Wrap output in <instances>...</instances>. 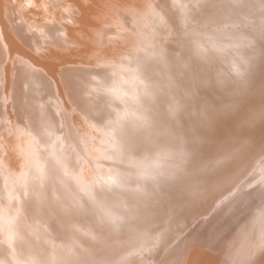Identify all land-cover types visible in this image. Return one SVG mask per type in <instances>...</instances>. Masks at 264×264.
<instances>
[{"label": "bare ground", "instance_id": "obj_1", "mask_svg": "<svg viewBox=\"0 0 264 264\" xmlns=\"http://www.w3.org/2000/svg\"><path fill=\"white\" fill-rule=\"evenodd\" d=\"M241 1L0 0V264H264V20H208Z\"/></svg>", "mask_w": 264, "mask_h": 264}, {"label": "rangeland", "instance_id": "obj_2", "mask_svg": "<svg viewBox=\"0 0 264 264\" xmlns=\"http://www.w3.org/2000/svg\"><path fill=\"white\" fill-rule=\"evenodd\" d=\"M261 1H263V0H259L258 2L260 3ZM236 6H237V9H238V11L237 12H235V13H230L229 12V14L226 16H224V17H218L217 15H215V13L213 14L214 15V17L212 18V19H208V20H215V21H212L213 23H214V25L215 26H220L221 25V22H222V20H240V21H242L243 23H245L246 22V20H264V9H261L260 7H259V9L258 10H251L250 9V7L249 8H247L246 7V5L244 4V3H242V1L241 2H239V3H236ZM239 7V8H238ZM170 8H171V10H172V12H174L175 14L176 13H180V11H178L177 9H175V8H173L171 5H170ZM206 10V7H205V9H203V11H205ZM48 12V11H47ZM46 12V14H48ZM195 13L197 14L198 12H197V9H196V11L195 12H193L192 14L193 15H195ZM199 15V14H198ZM47 16V15H46ZM48 17V16H47ZM70 17L72 18L73 16L72 15H70ZM263 17V18H262ZM73 19L74 20H78L76 17H73ZM171 20H175L176 21V30H177V32H178V34H179V38H180V41L178 40V36H174L173 37V35L172 36H166V37H164V36H162L161 34H156V36L157 37H163L164 39H166V41L164 42V44L167 46V47H171V48H173V50H180L181 52H182V49L183 48H185L184 47V45H183V42H182V39L184 38V36L186 35V31H185V27L187 26L186 24H185V20H184V18H183V16H182V13H180V15L178 16V17H171ZM197 20H200L201 22H203V18L202 17H197ZM206 24V23H205ZM205 24H202L201 23V25H205ZM201 25H199V27L200 28H202L203 26H201ZM213 25V24H212ZM155 27L157 28V29H161V30H163V31H165V32H167L163 27H161L160 25H155ZM172 38H174V39H172ZM191 38L193 39V37L191 36ZM175 39H177V40H175ZM262 42L264 43V39H262ZM18 43V42H17ZM16 43V44H17ZM187 44V43H186ZM21 49H23V50H25L27 53H30V54H34V55H36V56H39L38 55V52H37V50H33L32 48H29L27 45H22V44H20V43H18L17 44ZM208 45V44H207ZM191 46H192V49H193V54H194V56H193V60L195 59L196 61H197V59H196V55H195V48H198V46H195V43L194 42H192L191 43ZM209 46V45H208ZM210 47V46H209ZM178 51H177V53H178ZM36 52V53H35ZM184 54V53H183ZM177 56V55H176ZM41 61H43V62H47V60H45L44 58H41L40 59ZM187 61V60H186ZM254 70H253V72H252V79L250 80V83L248 84V88L246 89V97H245V99L246 100H248V99H252V97L254 98V96L256 97L257 96V94L259 95L260 94V92L261 91H264V54H262V56L259 58V62H258V64H256V66H254ZM257 80V81H256ZM261 82H263V83H261ZM257 83H258V85H257ZM214 84V88L215 87H219V81H216V80H214L213 81V83H212V85ZM212 86H206V87H199V89H200V92H201V94H204V95H201V97L203 98H201L200 97V99L198 100V102L201 100L202 102H203V100L205 99L206 100V98H207V100H209V102H212V101H214L212 98H211V96H212V94L214 93V91H215V89L213 88ZM217 87V88H218ZM255 87V88H254ZM259 87V88H258ZM258 88V89H257ZM253 90H254V92H253ZM259 91V92H258ZM250 93V94H249ZM254 93V94H253ZM73 94V93H72ZM206 95V96H205ZM211 95V96H210ZM203 96H205V97H203ZM252 96V97H251ZM226 97V96H225ZM225 97L223 98V99H225ZM250 97V98H249ZM219 98V97H218ZM248 98V99H247ZM211 100V101H210ZM225 100H227V97H226V99ZM216 101H217V99H216ZM221 102H222V100H220ZM219 102V101H218ZM226 102V101H225ZM94 107V105H87V106H84V108H85V110L86 111H89L90 113H91V111H92V109H91V107ZM197 108H202V105H200V104H197ZM91 110V111H90ZM231 111V110H230ZM93 112V111H92ZM235 112V110L233 111H231V112H229V114L228 115H232V113H234ZM91 114H93V113H91ZM94 115V114H93ZM96 115H98V114H96ZM103 115V114H102ZM101 115V116H102ZM101 116H98V117H101ZM175 118V117H174ZM55 119H56V121H57V123L58 124H60V119L58 118V116H55ZM105 119V118H104ZM178 118L176 117L175 118V121H176V124H178L179 122L178 121H180L179 119L177 120ZM178 122V123H177ZM103 122H94V124L93 125H90V123L88 124V126H87V128L89 127V126H96L97 128L98 127H100L101 128V130H109V126H105V127H103V124H102ZM100 124V125H99ZM109 127V128H108ZM106 128V129H105ZM55 136H58V134H56L55 133ZM60 136V135H59ZM58 136V137H59ZM57 138V137H56ZM260 155V154H259ZM258 156L256 155L255 157H254V159H256ZM252 164H254V162L252 163ZM68 170H65L66 171V173L64 174V176H68V177H72L73 179H77L76 177H78L79 176V174L77 175L76 173H75V167H73L72 168V171L69 169V168H67ZM182 183H180V184H176L174 187H176V189H175V191H177V192H181V187H180V185H181ZM193 236L194 235H191V234H188V235H186L183 239L184 240H182V241H180L179 242V244H178V246H177V249L178 248H180V250L182 251L183 250V248L189 243V241H191L192 239H193ZM182 246H183V248H182ZM179 250V251H180ZM178 251V252H179ZM180 251V252H181ZM179 252V253H180Z\"/></svg>", "mask_w": 264, "mask_h": 264}, {"label": "snow or ice", "instance_id": "obj_3", "mask_svg": "<svg viewBox=\"0 0 264 264\" xmlns=\"http://www.w3.org/2000/svg\"><path fill=\"white\" fill-rule=\"evenodd\" d=\"M262 31H264V27H262ZM262 115H264V114H262Z\"/></svg>", "mask_w": 264, "mask_h": 264}]
</instances>
